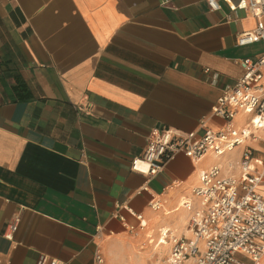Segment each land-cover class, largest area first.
<instances>
[{
	"label": "crops",
	"instance_id": "obj_1",
	"mask_svg": "<svg viewBox=\"0 0 264 264\" xmlns=\"http://www.w3.org/2000/svg\"><path fill=\"white\" fill-rule=\"evenodd\" d=\"M255 24L207 0H0V264L42 254L95 264L98 248L107 264H151L142 250L129 254L148 233L138 214L153 233L188 235L181 199L238 149L198 163L179 153L152 179L131 160L155 128L223 122L211 112L222 88L264 51V41L236 42ZM254 146L264 158V143ZM153 195L163 209L152 210Z\"/></svg>",
	"mask_w": 264,
	"mask_h": 264
},
{
	"label": "built area",
	"instance_id": "obj_2",
	"mask_svg": "<svg viewBox=\"0 0 264 264\" xmlns=\"http://www.w3.org/2000/svg\"><path fill=\"white\" fill-rule=\"evenodd\" d=\"M207 2L212 10H221L226 3L230 11L245 10L256 19L253 28L237 35L239 46L264 41V0ZM241 66V75L225 84L211 108L213 116L223 120L217 128L205 119L200 120L201 132L155 128L147 138L145 153L131 160L132 171L152 179L179 153L198 163L207 154L221 158L238 149V159L228 157L224 165L217 163L202 170L200 183L192 191L194 198L181 199L180 206L191 212L189 234L159 229L158 242H170L166 264H264V194L259 190L264 184V158L254 146L264 143V51L242 59ZM164 203L153 195L150 206L159 211ZM137 219L144 229L143 215L138 214ZM20 222V214H14L3 235L13 240ZM130 228L135 233L136 227ZM94 262L108 263L100 248ZM36 264L67 263L42 254Z\"/></svg>",
	"mask_w": 264,
	"mask_h": 264
},
{
	"label": "rangeland",
	"instance_id": "obj_3",
	"mask_svg": "<svg viewBox=\"0 0 264 264\" xmlns=\"http://www.w3.org/2000/svg\"><path fill=\"white\" fill-rule=\"evenodd\" d=\"M144 232L146 233L148 232L145 239L142 241L134 242V246H132V249H130L129 254L130 252L139 254L137 250H142L143 253L147 254L146 259L148 260L149 263L153 264L156 262L157 263L160 262L159 264H166L169 257L170 246L168 247L158 242L157 240L160 236L159 230L153 233L152 228L148 224L144 228ZM153 240L154 242L152 244L149 243L150 241L152 242ZM148 253H150V255H148Z\"/></svg>",
	"mask_w": 264,
	"mask_h": 264
},
{
	"label": "bare ground",
	"instance_id": "obj_4",
	"mask_svg": "<svg viewBox=\"0 0 264 264\" xmlns=\"http://www.w3.org/2000/svg\"><path fill=\"white\" fill-rule=\"evenodd\" d=\"M166 229V228H165ZM188 230V229H187ZM161 244H163V245H166V246H168L169 247V245H170V242L167 240V239H163V240H161V242H160Z\"/></svg>",
	"mask_w": 264,
	"mask_h": 264
}]
</instances>
